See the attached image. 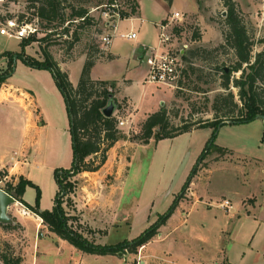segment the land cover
Here are the masks:
<instances>
[{
  "label": "rangeland",
  "instance_id": "rangeland-1",
  "mask_svg": "<svg viewBox=\"0 0 264 264\" xmlns=\"http://www.w3.org/2000/svg\"><path fill=\"white\" fill-rule=\"evenodd\" d=\"M231 1L256 54L262 49L257 42L264 38V0ZM39 5L40 0H0V22L15 18L33 24L36 41L25 47L23 54L37 62L50 56L74 88L85 54L91 49L115 56L104 59L97 52L91 79L121 81L129 75L134 79L138 63L133 54L139 45H156L153 24L167 12L184 14L176 33L178 44L187 45L186 56L194 49L206 51L200 58L185 61L200 70L199 78L185 77L181 90L165 87L159 105L154 104V86L144 85L140 78L126 90L136 106L115 93L120 107L114 116L129 123L118 128L123 138L108 149L98 169L71 175L72 189L59 194L68 225L94 244L114 246L139 237L161 216L168 215L176 202L144 252L153 257H145V264H264L262 120L219 127L214 145L220 149L202 157L211 129H195L157 143L151 139L147 145L137 140L141 124L161 107L174 126L213 119L211 101L216 94L225 93L220 69L228 70L234 61L231 49L219 48L226 31L223 1L142 0L140 15H134L132 21L117 20L114 31L105 26L99 11L81 28L78 20L64 25L59 20L46 23L36 16ZM94 5L91 1L84 7L89 10ZM76 6V0H63L62 12L68 16ZM66 27L68 34L63 33ZM129 32L135 33V41L119 37ZM106 34L112 36L109 49L100 41ZM20 43L0 36L4 52L20 53ZM14 57L13 73L0 86V188L6 189L22 176L38 187L39 210L51 211L60 191L54 172L68 170L72 162L69 116L51 72ZM229 90L237 101V90L231 86ZM100 158H93L95 165ZM23 200L34 206L35 188L26 187ZM224 200L230 202V209L220 208ZM8 215L16 227L4 229L0 225V264H4L2 255L19 257L20 264L33 260L35 264H137L140 259L141 247L136 254L128 248L117 255L83 254L49 233L42 220L19 202L9 207Z\"/></svg>",
  "mask_w": 264,
  "mask_h": 264
},
{
  "label": "trees",
  "instance_id": "trees-1",
  "mask_svg": "<svg viewBox=\"0 0 264 264\" xmlns=\"http://www.w3.org/2000/svg\"><path fill=\"white\" fill-rule=\"evenodd\" d=\"M91 1L94 2V6L101 3V0H76L78 6L71 7L70 14L66 16L62 12L63 0H40V5L37 7L35 13L38 19L46 21V23L59 20L60 24L64 25L66 22L71 23L72 21L78 20L81 22L79 26L81 28L83 24H89L92 20L87 17L88 9L84 7V4ZM222 1L226 9L224 12L226 31L222 33L224 44L219 48L226 46L231 49L234 61L228 70L224 68L220 69L223 79L221 87L225 90V93L221 92L216 94L211 101L210 109L213 113V119L196 121L190 124L182 122L180 125L174 126L169 122L167 110L161 107L157 112L149 115L141 124L137 140L142 145H147L151 139L157 143L164 139L175 138L195 129H211V136L200 156L202 157L204 154L210 153L212 149H220L214 145L219 127L223 125L248 124L257 119V117L264 116V38L257 42L259 45H262V49L256 54H253L254 42L247 32L234 2L231 0ZM136 11L137 5L134 2L131 5V15H135ZM123 15L127 16L126 18L129 16L128 14ZM63 33H69L68 27L63 29ZM74 40H78L76 33H74ZM34 41L36 39L32 35L29 38L21 40L20 53L5 51L1 54L2 57H6L7 64L5 71H0V86L13 73L14 55L22 57L24 63L30 67L46 69L51 72L65 100L69 116L72 149L70 168L68 170H56L54 172L60 189L57 194L58 197L62 190L68 194L72 189V184L70 183L71 175L75 176L83 172L96 171L105 161V155L108 149L119 139L123 138L117 128V117L113 115L110 118H106L102 114V109L105 108L110 98L113 99L116 109L120 107L115 99V82L92 80L90 77V70L98 60V57L95 55L97 52L98 56L104 59L113 58L109 54L104 55L103 51H94L91 49L90 52L85 54V63L80 79L74 88L68 80L67 73L62 71L50 56L47 55L42 62H37L23 54L25 47ZM202 52L204 53L206 51L200 49L191 50L187 56H184V61L191 60L192 58H200L202 57ZM199 71L197 68L189 65L184 73V78H190L194 75L199 78ZM236 73L239 76H232ZM180 85L182 86L183 82ZM230 86L237 90V101L235 100L234 93L229 90ZM99 156H101L100 163L95 165L93 158ZM26 187H33L36 190V202L34 206L27 204L23 200ZM3 190L7 193L15 192L17 194V202L30 212L35 213L42 220L43 225L47 227L49 233L67 242L83 254L97 256L123 254L125 248H128L130 253L136 254L138 248L149 243L158 234L157 231L160 226L166 222L177 206V203L174 202L169 209L170 213L168 215L161 216L156 223L132 241H123L114 246H102L88 241L80 232H77L71 225H68V218L61 206L62 199H56V205L51 211H40L38 205V187L22 176L18 178L17 183L10 184ZM2 227L4 229H14L16 225ZM1 258L4 264L21 263L19 257L2 255Z\"/></svg>",
  "mask_w": 264,
  "mask_h": 264
},
{
  "label": "built area",
  "instance_id": "built-area-1",
  "mask_svg": "<svg viewBox=\"0 0 264 264\" xmlns=\"http://www.w3.org/2000/svg\"><path fill=\"white\" fill-rule=\"evenodd\" d=\"M134 2V0H101L99 5L93 6L88 10L87 17H91L93 12L99 11L105 26L114 31L117 20H123L124 18L130 21L133 20L134 15H131V5ZM123 14H128V18ZM183 22L184 14L175 11L169 13L164 20L154 24L157 29V43L155 46L145 49L144 60L147 72L143 80L144 84L181 90L182 86L180 83L187 70V65L184 61L187 45L185 43L178 44L179 35L176 32H178ZM36 31L37 29L33 24L19 21L15 18L5 19L0 22V36L9 39L22 40L34 35ZM119 37L128 40L136 39V35L133 32L121 34ZM111 39L112 36L106 34L101 36L100 41L105 48H109ZM128 123V120H118L117 128L125 127ZM230 207L228 200H224L220 204L221 209H230Z\"/></svg>",
  "mask_w": 264,
  "mask_h": 264
},
{
  "label": "crops",
  "instance_id": "crops-1",
  "mask_svg": "<svg viewBox=\"0 0 264 264\" xmlns=\"http://www.w3.org/2000/svg\"><path fill=\"white\" fill-rule=\"evenodd\" d=\"M135 1V4L137 5V11H136V14L137 15H140V13L142 12L143 10V7H142V0H134ZM135 14V15H136ZM169 14V12H167V14H165L164 16L160 17L154 24L164 20L166 18V16ZM153 24V25H154ZM111 30V29H110ZM136 40V39H135ZM134 40V41H135ZM133 41V40H132ZM155 46V45H154ZM148 46L146 45H139L138 49L136 50V52L133 54L134 56V59L136 60V63H138V65L135 67V72L133 73V76H134V79L131 77L130 78V75L129 76H126L124 77L121 81H118V80H105V79H99V78H92V80H100V81H108V82H115L116 84V93L119 94L120 97L122 98H126L131 104H133V107L136 106V104L134 103V101L127 96V93H126V90L128 88H130V86L133 84V81H135L137 78H140V82L143 83V80L146 76V72H147V66L145 64V60H144V53H145V49L147 48ZM153 47V46H151ZM109 49V48H108ZM4 51L0 50V62H1V70H3L5 67H6V64H7V59L6 57H2L1 54L3 53ZM16 53V52H14ZM107 54H109L110 56H112V58H115V56L113 54H111V52H107ZM99 62V61H98ZM97 62V63H98ZM141 64L144 66L142 67ZM63 64H61L62 66ZM62 70V69H61ZM92 73V72H91ZM144 84V83H143ZM144 85H147V84H144ZM149 86H154V88L151 90L152 92V96H155V99H154V104L156 103L157 105H159L161 103V97H162V93H163V89H167L163 86H156V85H149ZM153 91H155V95H153ZM0 96H1V93H0ZM116 97V96H115ZM1 98V97H0ZM2 100V99H0ZM1 102V101H0ZM135 104V105H134ZM153 104V105H154ZM153 112V111H152ZM13 168H11L12 170ZM15 169V168H14ZM3 190V189H2ZM18 203V202H17ZM152 240L147 243L146 245H144L143 247L140 248L139 250V253H138V256L140 257L139 261L137 264H145V257H148V258H153L152 255H144L145 251L148 249V247L150 246ZM35 263V261L33 260L31 264ZM23 264H27L26 262L23 263ZM29 264V263H28Z\"/></svg>",
  "mask_w": 264,
  "mask_h": 264
},
{
  "label": "water",
  "instance_id": "water-1",
  "mask_svg": "<svg viewBox=\"0 0 264 264\" xmlns=\"http://www.w3.org/2000/svg\"><path fill=\"white\" fill-rule=\"evenodd\" d=\"M14 59H16V57H14ZM115 111H116V105L113 99L110 98L105 108L102 109V114L104 117L110 118L111 116L114 115ZM257 119H260L262 120V122H264V116H259L257 117ZM180 171L181 169L178 171V174L180 173ZM64 194L65 192L62 190L60 196H63ZM16 203H17V194L15 192L7 193L0 188V225L6 226L13 224L12 219L8 215V209L11 205H14Z\"/></svg>",
  "mask_w": 264,
  "mask_h": 264
}]
</instances>
